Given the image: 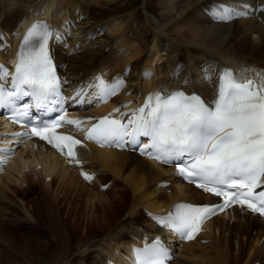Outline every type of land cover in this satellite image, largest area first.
Returning <instances> with one entry per match:
<instances>
[{
  "label": "bare ground",
  "instance_id": "1",
  "mask_svg": "<svg viewBox=\"0 0 264 264\" xmlns=\"http://www.w3.org/2000/svg\"><path fill=\"white\" fill-rule=\"evenodd\" d=\"M116 1L120 0H0V33L7 30L8 34H4L6 42L16 45V27L24 17H50L60 28L68 21L71 29L76 27V34L68 32L74 36L70 39L72 46L80 43L78 52L72 55L58 47L59 59L66 65L69 77L79 80L103 69L124 75L130 68L131 75L136 74L129 77L130 90L134 94L181 85L209 95L211 68L222 65L264 67V0H250L253 5L262 6V21L256 17L228 24L213 20L211 7L223 0H157L158 12L150 13L147 4L144 6L146 14L152 15L144 22L139 21L138 12L134 11L130 15L116 14L97 27L83 28L80 16L83 15V19L91 17V5L103 7V2ZM85 23L88 26L90 22ZM90 30L94 31L93 34L104 33L105 42H99L102 36L99 43L92 39L90 42L89 35L93 36ZM83 155L98 176H107L113 181L111 188L117 189L114 199L107 197L109 191L98 192L91 184L80 182L57 156L48 151L29 153L9 166L0 181V264L38 263L41 253L49 249L50 241L59 243L57 252L48 254L50 257L65 259L73 252L68 247L72 241L68 242L70 238L65 240L61 234H73L76 226L69 221L58 223L55 218L47 219L43 224H47L45 237H22L26 243L41 240L38 242L39 252L28 247L14 248L10 244L5 232L9 233L8 228L19 222L15 219V210L20 208L28 212L27 204L19 200L16 189L38 195L50 192L55 182L58 190L71 187L74 192L85 196L87 204L92 207L90 222L102 221V224L107 219L103 221L104 216L98 218L96 213L105 212L109 220L122 209L129 197L123 215L126 224H121V220L117 228H107V235L75 246L74 256L79 257L75 264H88L85 257H91L92 264H106L108 258H121V250L129 248V243L123 242L125 236L135 237L146 232L141 225L153 231L150 224L138 223L140 209L159 212L180 199L197 203L204 200L201 192L189 186L176 188L171 193L165 188L155 189L164 170L135 154L95 147L91 156L85 152ZM26 167L30 170L26 171ZM47 176L51 177L50 181L45 180ZM24 183H29L28 187L24 188ZM32 184L41 190L33 189ZM93 198L97 202L92 201ZM249 215L244 220L236 217L232 223L214 220L211 230L201 234L208 241L203 243L197 239L185 244L175 264H230L229 260L234 264L236 260V264H246L258 258L264 262V241L260 243L264 236V222L256 223L257 219ZM26 221L29 222L27 218Z\"/></svg>",
  "mask_w": 264,
  "mask_h": 264
},
{
  "label": "snow or ice",
  "instance_id": "2",
  "mask_svg": "<svg viewBox=\"0 0 264 264\" xmlns=\"http://www.w3.org/2000/svg\"><path fill=\"white\" fill-rule=\"evenodd\" d=\"M240 14L223 5L215 12L221 20ZM51 35L42 22L29 28L17 55L10 90L8 72L0 66V106L30 96L40 107L42 102L59 97V82L48 49ZM97 79L98 94L102 96L114 95L120 86ZM25 114L26 110L18 115ZM61 122L78 128L84 123L61 116L55 123L33 127L22 135L38 136L70 160H76L75 148L81 141L70 135H58L55 129ZM85 135L101 146L121 147L126 137L131 144H138L141 136L147 137L150 143L143 145L142 154L164 164L178 161V173L186 180L224 198L223 205L215 207L178 204L166 217L157 218L181 237L193 239L206 218L232 204L246 206L264 217V190L256 191L264 186V76L259 80H241L225 71L217 80V95L211 106L200 96L186 95L183 91L167 97L150 95L126 124L104 117L87 129ZM167 259V250L157 240L137 252L136 264H165Z\"/></svg>",
  "mask_w": 264,
  "mask_h": 264
},
{
  "label": "rangeland",
  "instance_id": "3",
  "mask_svg": "<svg viewBox=\"0 0 264 264\" xmlns=\"http://www.w3.org/2000/svg\"><path fill=\"white\" fill-rule=\"evenodd\" d=\"M146 4L148 11L150 13L151 11L158 12L159 7L157 0H120L115 3L103 2L102 3L103 7H98L93 5L91 7V18H88L87 20L88 22H90V24L87 27L91 28L94 27L95 25H99L107 18H109L108 15L110 14L120 13L118 15H123V14L130 15L134 11L138 12L139 21L144 22L146 20V17L152 16L150 15L149 12H147L146 14V10L144 7ZM102 35H104V33ZM104 40H105L104 38H101L102 42ZM109 192L110 193L107 195V197L110 198L111 200L114 199L115 198L114 196L117 193L112 190H110ZM16 193L17 196L19 197V200L27 204L26 210L28 212H24L23 209L20 208L19 209L14 208L16 209L15 212L17 215V216L15 215V219L19 220L18 222L19 224L16 223L15 226L18 227V229H16L15 227L11 229V227H9L8 229L10 232L9 233L5 232L9 239L10 244L14 248L28 247L29 249H37L39 252L40 245H38V242L41 240H37V241L33 240L29 243H26V241L23 240L22 237H31L32 235L45 237L44 231L47 224L45 225L43 224L47 222V219L55 218L58 223L59 222L64 223L65 221H69V223H71L73 226H76V229L74 230V232H72L73 234H70L69 236H65L63 233L61 234L65 238V240H68L70 238V241L68 242L72 241V243H70L68 246L72 248L73 251L71 252L72 255L68 256V258L65 259H63V257L62 258H56L55 256L50 257V255L48 254L57 252L59 247V243L57 241H50L49 249L46 250L45 252H42L41 253L42 258L39 259L38 263H34V264H75L77 263L76 261L79 259V257L74 256L76 249L75 246L83 245L89 243L90 241L93 242V240H97V238L95 237L99 236L100 238V236L107 235L106 234L107 228L108 230H112L117 228L118 225L126 224V221L123 222L125 218L123 215H125L124 212L129 197L125 200L122 209L114 217L109 218V220H108L109 215H106L105 212L100 211L96 213L98 218L99 216L105 217V218L103 217V221L104 219H107V221H104V223L106 224L104 223L102 224V221L90 222L92 207L91 206L89 207V205L87 204V200H86L87 198L85 196L83 197L81 193L78 194L74 192L73 189H71V187L68 190H63V189L58 190V188L53 187V189L50 190V192L48 191L41 192L38 195L33 194L34 195L33 197H28V198L24 197L26 196L24 194H26L27 192H23V193L18 192V190L16 189ZM21 194L23 196H21ZM53 199L55 201H52ZM92 201L97 202V200H95L94 198ZM141 214L143 215V213ZM22 218L25 219V221ZM26 218L29 220V222L26 221ZM121 220L123 223L120 224ZM36 222L38 223L37 225ZM105 225L107 227L102 228V226ZM136 225H138L137 222ZM50 227H52V225ZM49 233L50 232H48V234ZM55 237L63 239L64 241V238L60 237L59 235H56ZM126 237L129 236H125V238ZM75 240H77V242H74ZM84 259L85 262H87L88 264L90 263L92 264L93 259L91 257H85ZM229 261L230 264L231 263L234 264V261L233 262L232 260ZM236 263L237 260L235 261V264Z\"/></svg>",
  "mask_w": 264,
  "mask_h": 264
}]
</instances>
